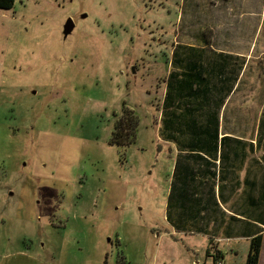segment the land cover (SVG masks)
I'll use <instances>...</instances> for the list:
<instances>
[{"label":"rangeland","instance_id":"rangeland-1","mask_svg":"<svg viewBox=\"0 0 264 264\" xmlns=\"http://www.w3.org/2000/svg\"><path fill=\"white\" fill-rule=\"evenodd\" d=\"M212 37L264 46V0L0 9V264H215L167 222L156 125L171 48ZM124 106L139 119L128 147L110 143Z\"/></svg>","mask_w":264,"mask_h":264},{"label":"crops","instance_id":"crops-1","mask_svg":"<svg viewBox=\"0 0 264 264\" xmlns=\"http://www.w3.org/2000/svg\"><path fill=\"white\" fill-rule=\"evenodd\" d=\"M209 41L175 45L163 70L157 157L174 166L167 222L214 263L247 264L261 236L264 264V46Z\"/></svg>","mask_w":264,"mask_h":264},{"label":"trees","instance_id":"trees-1","mask_svg":"<svg viewBox=\"0 0 264 264\" xmlns=\"http://www.w3.org/2000/svg\"><path fill=\"white\" fill-rule=\"evenodd\" d=\"M15 0H0V9L8 10L13 8ZM209 44L208 38L205 39ZM181 46V45H179ZM175 50L174 54H176ZM139 126V119L133 112V110L123 107V110L114 123V128L110 137V143L112 145H118L121 147H128L135 143L137 129ZM262 245L261 236L255 237L251 241L250 251L247 258V264H258L259 254Z\"/></svg>","mask_w":264,"mask_h":264},{"label":"water","instance_id":"water-1","mask_svg":"<svg viewBox=\"0 0 264 264\" xmlns=\"http://www.w3.org/2000/svg\"><path fill=\"white\" fill-rule=\"evenodd\" d=\"M83 17H86V15L84 14ZM75 29V22L72 18H68L65 22V24L63 25V37L64 39H66Z\"/></svg>","mask_w":264,"mask_h":264},{"label":"built area","instance_id":"built-area-1","mask_svg":"<svg viewBox=\"0 0 264 264\" xmlns=\"http://www.w3.org/2000/svg\"><path fill=\"white\" fill-rule=\"evenodd\" d=\"M215 264H223L222 262H220V261H217V262H215Z\"/></svg>","mask_w":264,"mask_h":264},{"label":"flooded vegetation","instance_id":"flooded-vegetation-1","mask_svg":"<svg viewBox=\"0 0 264 264\" xmlns=\"http://www.w3.org/2000/svg\"><path fill=\"white\" fill-rule=\"evenodd\" d=\"M75 21V20H74Z\"/></svg>","mask_w":264,"mask_h":264}]
</instances>
